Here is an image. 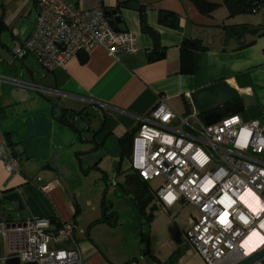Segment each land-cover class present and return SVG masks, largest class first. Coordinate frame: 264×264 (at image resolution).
<instances>
[{
    "label": "crops",
    "instance_id": "obj_1",
    "mask_svg": "<svg viewBox=\"0 0 264 264\" xmlns=\"http://www.w3.org/2000/svg\"><path fill=\"white\" fill-rule=\"evenodd\" d=\"M13 1L0 0V75L60 91L62 96L0 82V148L7 145L20 165L19 173L11 175L0 156V199L17 193L23 203L21 211L0 204V219L18 222L43 216L50 219L51 228L61 221H73V239L81 250V261L75 264H129L136 259V249L158 264H204L184 239L195 214L188 216L186 227L168 215L172 207L159 212L154 197L142 213L134 206L123 187L125 176L131 173L129 156L118 140L137 130V117L146 115L160 97L184 115L190 93L219 81L254 98V106L238 114L243 121H264V11L230 15L222 0H209L218 4L209 15L201 13L192 0H67L82 10L116 11L126 32L136 38V51L113 57L95 46L49 70L31 54L20 60L11 58L13 41L26 38L33 26V0H16L14 8ZM165 13L174 19L172 27L161 22ZM142 25L157 33L158 43ZM53 103L82 112L78 120L73 118L80 135L53 118ZM15 105L18 112L11 117L9 108ZM87 110L91 115L85 117ZM90 153L99 159L113 156L118 177L114 184L130 200V225L119 223L111 206L106 214L115 213V218L109 217L114 224H93L103 218L102 202L92 206L84 201L76 169L85 172L81 161ZM44 183H53L54 188L43 193L39 186ZM149 211L150 235L136 248V241L129 239L137 233L133 221ZM157 215L169 219L156 227ZM173 235H178L179 242ZM163 248L166 254L160 256ZM173 254L177 256L171 260Z\"/></svg>",
    "mask_w": 264,
    "mask_h": 264
},
{
    "label": "built area",
    "instance_id": "obj_2",
    "mask_svg": "<svg viewBox=\"0 0 264 264\" xmlns=\"http://www.w3.org/2000/svg\"><path fill=\"white\" fill-rule=\"evenodd\" d=\"M245 2L252 13L264 11V0ZM32 12L30 34L11 46L13 60L31 54L52 70L95 46L113 57L136 51L135 36L114 30L102 9L82 10L67 0H33ZM0 82L62 96L60 91L4 75ZM137 121L129 170L149 185L158 211L178 203L195 209L184 239L204 264H235L249 256L252 252H245L243 242L251 231L264 238V121L245 122L230 115L206 125L191 102L188 111L179 115L164 97ZM0 156L7 173H19L20 165L7 145L0 148ZM153 182L158 183L155 190ZM53 188V183L39 186L43 193ZM244 196L260 206L253 210ZM73 230V221L51 228L50 219L43 216L18 222L0 219V261L79 263L81 250L75 246ZM254 264H264V258Z\"/></svg>",
    "mask_w": 264,
    "mask_h": 264
},
{
    "label": "rangeland",
    "instance_id": "obj_3",
    "mask_svg": "<svg viewBox=\"0 0 264 264\" xmlns=\"http://www.w3.org/2000/svg\"><path fill=\"white\" fill-rule=\"evenodd\" d=\"M7 3L13 0H5ZM16 4V0L13 1L12 7L14 8ZM261 12V11H260ZM11 108V109H10ZM9 108L11 117H15L16 113L18 112V106H12ZM85 113L84 116L87 117L89 114L91 115V111H83ZM77 147L78 144H75ZM74 146V147H75ZM73 147V148H74ZM72 148V150H73ZM72 154V153H70ZM112 155H107L105 158L99 159L98 155H93L92 153L88 155H84L81 161V166L85 169V172H79L80 168L78 169L79 177L81 185L79 187V191L82 193V197L84 198L85 202H91L92 206L95 204L100 206L101 202L107 203L111 210H114L117 215V219L120 222H125L126 225H130L129 222L132 220V214L129 212V196L126 195L118 185H115L114 182L117 180L118 177H115V167L114 161L112 160ZM125 163L122 161V165ZM78 165V166H77ZM77 167H80V164H76ZM151 187L155 190L158 187L157 182L151 183ZM153 201V200H152ZM94 204V205H93ZM155 205L152 204L151 206ZM150 211L146 214V216H142L140 219L134 220L133 226L136 228L137 233L135 236L130 237V242L136 241V248L141 246V243L144 245L146 243V239L148 238V215ZM171 214V218L174 222L178 224H183V226L187 225L188 216L194 215L195 210L192 206L185 204V203H178L169 210L168 215ZM154 220V226L158 227L163 225L166 220L169 219L167 215L159 216ZM187 227V226H186ZM185 227V228H186ZM140 228L141 232H140ZM181 236V235H180ZM182 245H184L183 239ZM187 244V243H186ZM188 245V244H187ZM144 251H139L136 249L135 254V261L134 259H130L129 264H158L154 257L151 255L145 254L142 255ZM160 256H163L166 253L165 249H161ZM163 254V255H162ZM142 255V256H141ZM132 258V257H131ZM128 264V263H127Z\"/></svg>",
    "mask_w": 264,
    "mask_h": 264
},
{
    "label": "water",
    "instance_id": "obj_4",
    "mask_svg": "<svg viewBox=\"0 0 264 264\" xmlns=\"http://www.w3.org/2000/svg\"><path fill=\"white\" fill-rule=\"evenodd\" d=\"M109 23L116 31H126L121 23V17L116 11L104 12ZM31 20H34V13H31ZM190 101L206 125L220 121L230 115H238L246 108L254 106V98L247 94H240L234 87L226 81H219L211 85L202 87L190 93ZM13 205L14 211L23 210V203L17 193H11L0 199V204ZM172 239L179 242L178 235H173ZM264 258V246L256 248L249 256L235 264H254ZM5 264H26L20 263L17 258H8Z\"/></svg>",
    "mask_w": 264,
    "mask_h": 264
},
{
    "label": "trees",
    "instance_id": "obj_5",
    "mask_svg": "<svg viewBox=\"0 0 264 264\" xmlns=\"http://www.w3.org/2000/svg\"><path fill=\"white\" fill-rule=\"evenodd\" d=\"M196 8L203 14L209 15L211 12L218 6L217 3L211 2L209 0H192ZM223 5L227 8L230 15L237 14L239 12H250L251 8L249 7L245 0H222ZM161 22L166 24L167 26L172 27L174 25V19L169 17L167 13L161 15ZM142 30L148 33L154 40L155 43H158V35L152 29L147 28L146 26L142 25ZM162 56V53L160 54ZM188 103L186 102V107H188ZM82 112H75L73 110L62 109L58 103H53V118L63 125L70 126L77 135H80V130L78 129L77 125L73 123V118L80 116ZM135 132L126 133L123 137H121L119 141V145L124 149L125 154L127 156L130 155L131 151V144L132 138ZM124 190L125 192L131 196V200L134 206L137 208L139 212H144L145 208L152 202L153 195L150 187L146 182H143L134 172L127 174L125 176L124 182ZM103 208V218L96 220L93 224L97 222H107L111 225L114 223L110 221L109 217L112 216L115 218V213L110 212L106 214L109 209V205L107 203L102 202ZM112 217V218H113ZM177 254H173L171 260L174 259Z\"/></svg>",
    "mask_w": 264,
    "mask_h": 264
},
{
    "label": "bare ground",
    "instance_id": "obj_6",
    "mask_svg": "<svg viewBox=\"0 0 264 264\" xmlns=\"http://www.w3.org/2000/svg\"><path fill=\"white\" fill-rule=\"evenodd\" d=\"M243 199L245 200L247 205L253 210L257 209V205L260 206V203L256 199H250L247 196H244ZM262 242H264V238H262L256 230L251 231V233L243 242L245 252L250 253L254 251L256 248L259 247V245H261Z\"/></svg>",
    "mask_w": 264,
    "mask_h": 264
},
{
    "label": "flooded vegetation",
    "instance_id": "obj_7",
    "mask_svg": "<svg viewBox=\"0 0 264 264\" xmlns=\"http://www.w3.org/2000/svg\"><path fill=\"white\" fill-rule=\"evenodd\" d=\"M75 118L77 119V118H79V117L77 116V117H75ZM81 118H82V117H81ZM77 120H78V119H77Z\"/></svg>",
    "mask_w": 264,
    "mask_h": 264
}]
</instances>
